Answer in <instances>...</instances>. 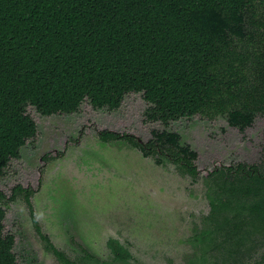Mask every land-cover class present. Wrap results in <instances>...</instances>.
I'll list each match as a JSON object with an SVG mask.
<instances>
[{
	"label": "trees",
	"instance_id": "16d2710c",
	"mask_svg": "<svg viewBox=\"0 0 264 264\" xmlns=\"http://www.w3.org/2000/svg\"><path fill=\"white\" fill-rule=\"evenodd\" d=\"M131 92L147 102L145 120L164 127L199 114L225 115L244 130L264 115V0H0V176L35 138L27 105L44 116L77 112L84 100L114 110ZM99 136L196 174L197 154L175 131L153 129L146 141L106 129ZM222 173L209 194L211 220L222 227L230 211L234 229L264 230V154ZM11 190H0V202L32 192ZM4 217L0 205V264H18ZM108 245L127 254L114 238Z\"/></svg>",
	"mask_w": 264,
	"mask_h": 264
},
{
	"label": "rangeland",
	"instance_id": "374dc122",
	"mask_svg": "<svg viewBox=\"0 0 264 264\" xmlns=\"http://www.w3.org/2000/svg\"><path fill=\"white\" fill-rule=\"evenodd\" d=\"M147 105L131 92L114 110L94 109L84 100L77 112L44 116L26 106L37 125L35 138L0 176L6 195L15 184L32 189L28 200L16 192L0 202L18 264H264V230L245 223L234 229L230 211L218 227L209 203L227 165L259 159L264 115L242 131L225 115L197 114L164 127L145 120ZM103 129L142 141L153 129L175 131L197 154L196 174L166 158L156 162L126 139L105 141ZM110 238L127 254L116 257Z\"/></svg>",
	"mask_w": 264,
	"mask_h": 264
},
{
	"label": "flooded vegetation",
	"instance_id": "af4514ba",
	"mask_svg": "<svg viewBox=\"0 0 264 264\" xmlns=\"http://www.w3.org/2000/svg\"><path fill=\"white\" fill-rule=\"evenodd\" d=\"M181 143V142H180ZM182 144V143H181ZM184 145V144H183ZM263 154H264V137H263V142H262V146H261V151H260V156H259V159L256 161V162H258V163H260L261 162V159H262V156H263ZM196 159H197V156H196V158L194 159V163H195V166H196ZM171 162H173V161H171ZM174 163V162H173ZM238 163V162H237ZM236 163V164H237ZM242 163V162H241ZM243 163H246V162H243ZM253 163H255V162H253ZM174 164H176V165H178L177 163H174ZM229 165H231V164H229ZM233 165H235V164H233ZM179 166V165H178ZM180 167V166H179ZM197 167V166H196ZM181 168V167H180ZM181 169H183V168H181ZM197 171V170H196ZM192 175V174H191Z\"/></svg>",
	"mask_w": 264,
	"mask_h": 264
},
{
	"label": "bare ground",
	"instance_id": "6f19581e",
	"mask_svg": "<svg viewBox=\"0 0 264 264\" xmlns=\"http://www.w3.org/2000/svg\"><path fill=\"white\" fill-rule=\"evenodd\" d=\"M112 158H114V157H112ZM121 159H122V158H121ZM148 159H149V158H148ZM103 160H104V159H103ZM112 160H115V159H112ZM119 160H120V159H119ZM122 160H123V159H122ZM122 160H120V162H123ZM125 160H126V159H125ZM120 162H119V163H120ZM125 162H126V161H125ZM125 162H124V163H125ZM127 163H128V162H127ZM129 163H130V162H129ZM119 165H120V164H119ZM125 165H126V164H125ZM129 165H130V164H129ZM129 165H127V166H129ZM151 165H152V164H151ZM112 166H114V165H112ZM127 166H124V168L127 167ZM119 167H120V168H117V169H121L122 166H119ZM103 168H104V167H103ZM112 168H113V167H112ZM114 168H116V165H115ZM104 169H105V168H104ZM117 169H116V173H117ZM113 170H114V169H113ZM125 170H126V169H125ZM103 171H104V170H102V172H103ZM107 171H108V170L106 169V172H107ZM104 172H105V171H104ZM108 172L110 173V171H108ZM108 172H107V173H108ZM114 172H115V171H114ZM119 173H120V172H119ZM123 173H124V171H123ZM125 173H126V172H125ZM118 175H120V174H117V175L115 174V177H117ZM103 176H104V175H103ZM106 176H107V175H106ZM106 176H104V179H105ZM120 176H122V175H120ZM108 177H109V176H108ZM109 179H110V178H109ZM106 180H107V179H106ZM92 182H93V181H92Z\"/></svg>",
	"mask_w": 264,
	"mask_h": 264
}]
</instances>
